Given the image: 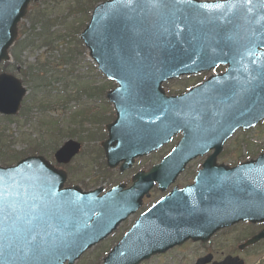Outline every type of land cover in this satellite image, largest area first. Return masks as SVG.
Masks as SVG:
<instances>
[{"label": "water", "instance_id": "1", "mask_svg": "<svg viewBox=\"0 0 264 264\" xmlns=\"http://www.w3.org/2000/svg\"><path fill=\"white\" fill-rule=\"evenodd\" d=\"M31 1L38 0H0V63L11 60L18 23ZM201 4L108 0L94 8L80 38L101 72L118 83L107 93L117 116L102 143L108 166L122 162L124 171L180 131L183 138L161 163L137 173L130 188L121 184L103 196L102 189H63L66 173L41 156L0 167V264L74 261L134 212L155 183L166 190L188 161L210 149L215 152L195 184L175 188L142 215L106 264H138L169 242L205 241L243 219L264 222V155L256 165L211 170L238 128L264 119V52H258L264 48V0ZM228 62L225 74L182 95L166 96L161 87ZM25 94L19 79L0 74V113L17 114ZM80 148L68 140L55 157L68 163ZM262 237L264 230L246 244ZM219 264L243 263L228 258Z\"/></svg>", "mask_w": 264, "mask_h": 264}, {"label": "rangeland", "instance_id": "2", "mask_svg": "<svg viewBox=\"0 0 264 264\" xmlns=\"http://www.w3.org/2000/svg\"><path fill=\"white\" fill-rule=\"evenodd\" d=\"M93 2L95 0H39L32 3L20 23L19 41H26L24 48L12 52L14 60L7 66L0 65V72L4 70L21 78L28 89L19 115L11 118L0 115V130L6 141L4 149L9 155H15L12 163L36 153L57 164L54 153L58 147L68 139L77 140L82 144L79 155L68 164L57 165L67 172L65 186L77 185L84 190L97 187L106 189L118 183L131 184L134 173L149 169L152 163L167 154L180 139L178 135L161 150L138 160L125 173L107 168L100 143L106 138L105 124L113 120L114 108L107 101L105 93L116 84L101 75L79 39V33L89 21ZM15 54L20 62L15 61ZM220 72H223V68L212 71ZM207 76L203 74L174 80L164 87L167 93H181L194 84L201 83ZM86 87L93 95L83 92ZM77 115H84L83 121L77 119L79 121L75 122L73 118ZM94 116L101 118L96 120ZM49 121L55 126L52 127ZM261 153H264V124L248 132L238 131L225 144L219 161L234 165L256 158ZM202 161L203 159L197 162ZM9 164V160L5 161L0 156V166ZM194 172L195 166L184 172L174 185L183 187L191 183ZM166 192L152 189L150 198L145 200L136 213L137 216ZM128 225L124 222L113 235H123ZM243 228L246 227L241 223L237 224L214 238L211 249L216 258L234 251L246 236L242 232ZM106 240L112 242V237ZM107 244L103 243L96 248H104ZM195 252L200 254L202 250L194 249L193 253ZM182 255L178 256L174 264L193 261L194 254L191 251L183 249ZM244 255L247 264H264V247L257 246ZM182 258L185 260L181 261ZM169 261L166 258L165 263L152 260L147 264H170Z\"/></svg>", "mask_w": 264, "mask_h": 264}, {"label": "flooded vegetation", "instance_id": "3", "mask_svg": "<svg viewBox=\"0 0 264 264\" xmlns=\"http://www.w3.org/2000/svg\"><path fill=\"white\" fill-rule=\"evenodd\" d=\"M208 156H209V154L204 155V158H207ZM193 163L195 166V171L197 172L202 164L197 163V161H195ZM137 218H138L137 214H136V216L134 214V215L130 216L125 221L129 224L126 231H128L133 226V224L135 223ZM241 225L246 227V228H243V230H242L243 234L244 235L246 234V236H244L243 241H245V240L253 237L254 235L258 234L264 228L263 224H251L249 222H242ZM222 231H220L219 233H221ZM219 233H217V235ZM217 235H214L213 237H211L207 241L187 240L184 243L172 245V246L168 247L163 253L153 255L148 260H145V261L141 262L140 264H147L148 262H151L152 260H156V262L162 261V263H165L166 258H168V260H170L169 261L170 264H174L177 261L178 256H181V257L183 256L182 255L183 249H185L186 251H191L192 254H194L193 258H192L193 261L187 262V263L185 262V264H196L200 258H203L206 256L212 257L211 261L206 263V264H211L213 261L222 260L224 257L229 256V255L238 256L245 261V264H247L248 261L246 260V257L244 255L246 253V251L251 250L257 246L264 247V239H261L258 242H256L254 245L245 247L244 249H240V247L237 245V247L234 249L233 252H228L226 255L220 256V258H216V254L213 252V250L211 248H212L213 240ZM111 236H113V235H111ZM121 237H122V235H119L116 241H112L108 244H107V240L103 241L101 244H98L97 246H101L104 243V244H107L106 247L96 248L97 246H95V247L87 250L73 264H105L104 260H105L106 255L109 253V251L112 249V247L118 243V241L120 240ZM194 246H195V248H194ZM194 249H200V250H202V252L200 254L197 252L193 253ZM182 260H185V259L182 258L181 261ZM65 264H69V263L66 262Z\"/></svg>", "mask_w": 264, "mask_h": 264}, {"label": "trees", "instance_id": "4", "mask_svg": "<svg viewBox=\"0 0 264 264\" xmlns=\"http://www.w3.org/2000/svg\"><path fill=\"white\" fill-rule=\"evenodd\" d=\"M48 41H50V38H49ZM25 44H26V41H23V42L18 43V45L16 46L15 50L17 51V48L19 46H21V48H23ZM14 57H15V61L16 62H20V59L17 57L16 54L14 55ZM5 143H6V141H5L4 133H2L1 130H0V156L2 158H4L5 161L9 160L10 161V164H11L12 161H14V158H15L14 156L15 155H13V154H10L9 155V153L4 149V147L6 146Z\"/></svg>", "mask_w": 264, "mask_h": 264}]
</instances>
